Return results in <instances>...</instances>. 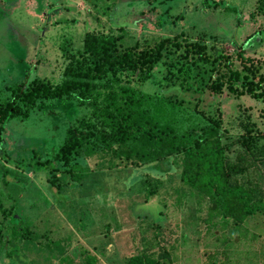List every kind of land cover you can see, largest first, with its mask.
I'll use <instances>...</instances> for the list:
<instances>
[{
	"label": "rangeland",
	"instance_id": "374dc122",
	"mask_svg": "<svg viewBox=\"0 0 264 264\" xmlns=\"http://www.w3.org/2000/svg\"><path fill=\"white\" fill-rule=\"evenodd\" d=\"M91 35L113 36L119 48L197 42L210 54L243 53L264 74V0H0V104L32 80L60 84ZM185 67L179 53L166 52L149 78L124 72L108 93L48 101L26 119L7 121L0 141V264H127L138 254L153 264H264V212L241 225L220 216L213 199L185 183L183 151L140 163L139 141L113 144L111 152L93 139L69 165L54 159L69 126L106 130L131 90L160 130L218 138L229 161L243 157L230 181L253 187L255 200L264 202V103L213 94L211 66ZM249 125L252 139L244 146ZM75 164L73 181L58 193L50 170ZM147 178L156 185L152 197L143 189Z\"/></svg>",
	"mask_w": 264,
	"mask_h": 264
},
{
	"label": "trees",
	"instance_id": "16d2710c",
	"mask_svg": "<svg viewBox=\"0 0 264 264\" xmlns=\"http://www.w3.org/2000/svg\"><path fill=\"white\" fill-rule=\"evenodd\" d=\"M209 50L212 49L205 44L178 38L162 39L153 47L137 49L119 48L117 38L113 36H88L80 60L66 68L60 84L52 85L41 80H32L11 90L10 100L0 104V141L8 120L26 119L31 111L45 102L59 101L62 104L75 100L82 102L90 99V95L98 90L108 93L117 82V75L124 72H140L149 78L151 70L166 52L179 53L184 60L185 71L188 72L199 63L211 66L213 74L208 84L211 93L218 95L227 93L236 99L247 96L255 102L264 103V74L254 65L248 64L243 53L236 55L235 59L240 60L241 65L240 69H237L235 59L218 51L210 54ZM127 93L129 95L123 98L125 109L108 119L106 130L95 132L91 129L81 130L69 126L65 132L64 142L55 152V161L69 165L71 156L82 143H89L93 139L111 152H115L112 150L113 144L122 145L128 141H139L146 148L135 152L140 163L160 161L167 158L171 151L181 150L186 155L183 162L185 183L207 198L213 199V205L218 209L220 216L230 218L235 224L241 225L248 216L264 212V202L260 199L255 200L253 187L230 181L231 174L236 175L241 171L243 157L229 161L225 154L227 147L223 146L218 138L207 141L202 134L185 137L160 130L136 106L140 99L139 95L131 90H127ZM252 134L249 125L240 139L244 146L251 141ZM165 147L168 148L166 153L163 150ZM125 155L128 156V153ZM75 168L76 164L64 171L50 170V186L58 190V193L62 186H69L73 181ZM143 189L146 197L156 194V185L151 178L144 180ZM10 215L14 214L10 212ZM84 256L89 257V261L94 260L88 254ZM144 260L142 255L138 254L129 259L127 264H153L148 258Z\"/></svg>",
	"mask_w": 264,
	"mask_h": 264
}]
</instances>
